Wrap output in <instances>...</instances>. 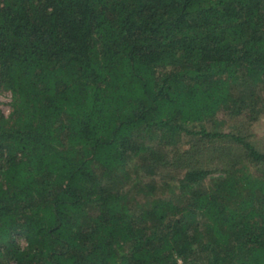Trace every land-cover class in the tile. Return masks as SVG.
Instances as JSON below:
<instances>
[{
  "label": "trees",
  "instance_id": "1",
  "mask_svg": "<svg viewBox=\"0 0 264 264\" xmlns=\"http://www.w3.org/2000/svg\"><path fill=\"white\" fill-rule=\"evenodd\" d=\"M4 91L0 264H264V0H0Z\"/></svg>",
  "mask_w": 264,
  "mask_h": 264
},
{
  "label": "rangeland",
  "instance_id": "2",
  "mask_svg": "<svg viewBox=\"0 0 264 264\" xmlns=\"http://www.w3.org/2000/svg\"><path fill=\"white\" fill-rule=\"evenodd\" d=\"M11 101H12V95L9 91H4L0 94V111L1 113L5 114L6 116L11 111ZM239 124L237 128H240L245 133H252L253 134V140L256 142V146L264 151V115L262 118L249 126L247 123H245L243 120H240V122H237ZM233 126V123L232 125ZM165 191V192H164ZM158 192L169 194V190H159Z\"/></svg>",
  "mask_w": 264,
  "mask_h": 264
}]
</instances>
